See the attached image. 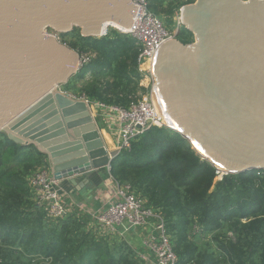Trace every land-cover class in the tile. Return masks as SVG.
Returning a JSON list of instances; mask_svg holds the SVG:
<instances>
[{
	"label": "water",
	"instance_id": "1",
	"mask_svg": "<svg viewBox=\"0 0 264 264\" xmlns=\"http://www.w3.org/2000/svg\"><path fill=\"white\" fill-rule=\"evenodd\" d=\"M135 12L130 0H0V134L33 146L78 192L91 184L77 177L119 152L86 103L62 91L79 55L56 36L99 39L129 29ZM180 15L193 41H166L152 64L167 129L229 175L264 172V0H195Z\"/></svg>",
	"mask_w": 264,
	"mask_h": 264
},
{
	"label": "trees",
	"instance_id": "2",
	"mask_svg": "<svg viewBox=\"0 0 264 264\" xmlns=\"http://www.w3.org/2000/svg\"><path fill=\"white\" fill-rule=\"evenodd\" d=\"M165 1L153 0L149 10L158 15ZM78 33L74 30L60 35V43L74 34L84 48L92 45L93 51L99 49L100 59H90L72 78H91L103 70L115 78L116 71L120 84H114L111 96L101 102L127 106L134 100L131 95L136 93L139 80L136 42L128 37L131 46H124L121 55L111 56L108 51L115 41L112 33L101 39L82 38ZM176 38L182 44L193 41L184 29ZM68 48L86 54L83 47ZM70 81L61 88L63 92L67 93ZM100 85L98 81L88 83L83 87L85 96L94 100L92 96L100 91ZM46 166L45 155L33 146L16 145L0 134V264H45V259L51 264H143L136 257L137 250L127 242H117L112 249L113 244L105 238H95L90 232L88 236L83 229L87 226L84 220H90L87 215L80 221L76 213L51 220L36 205L27 179ZM261 173L229 175L214 184L210 192L213 167L201 162L188 142L166 128L148 130L110 167L113 180L124 185L132 182L129 186L136 195L144 198L148 207L159 210L176 264H264ZM134 185L140 186L138 190Z\"/></svg>",
	"mask_w": 264,
	"mask_h": 264
},
{
	"label": "built area",
	"instance_id": "3",
	"mask_svg": "<svg viewBox=\"0 0 264 264\" xmlns=\"http://www.w3.org/2000/svg\"><path fill=\"white\" fill-rule=\"evenodd\" d=\"M130 1L136 7V12L129 29L117 30L107 27L99 39L106 38L115 31L136 42L138 46L136 57L138 87L144 90L143 96L135 98L125 107L93 101L85 95L79 98L72 97L86 103L97 125L103 126V129H100L101 136L106 135L113 143L111 148L105 144L107 150H117L119 154L129 150L131 144L148 130L152 128L167 129L162 114L154 101L153 58L163 43L176 40L178 32L184 29L180 11L173 18V23L176 26L175 31H169L165 29L161 20L149 10L153 0ZM56 37L58 38V36ZM78 55L79 71L90 62L91 57ZM211 166L214 169V184L229 176L219 167ZM107 170L110 171V168ZM27 181L34 202L38 207L44 209L51 220L63 219L72 213L78 214V217L87 215L92 226L99 232L102 231L106 236H112V239L120 237L121 241L127 243L124 235H127L131 230H137L142 236V247L138 250L136 248L138 260L143 264H176V256L159 210L148 207L145 199L136 195L131 186L119 184L110 176L109 183L112 188L110 198L103 201L101 206L93 208L82 201H73L70 194L60 186L61 182L54 180L46 168L34 171ZM103 237L105 238V236ZM45 264H51V260L45 259Z\"/></svg>",
	"mask_w": 264,
	"mask_h": 264
},
{
	"label": "rangeland",
	"instance_id": "4",
	"mask_svg": "<svg viewBox=\"0 0 264 264\" xmlns=\"http://www.w3.org/2000/svg\"><path fill=\"white\" fill-rule=\"evenodd\" d=\"M192 0H166L165 3H163V5L161 7H159V11L160 13L158 15H156L161 22L163 23V26L165 27L166 30L169 31H175L174 29H176L175 24L173 23V18L176 14H179L180 8H182L183 6H185L187 3H189ZM246 1V0H244ZM188 5V4H187ZM176 7V8H175ZM113 31L112 32V36H114L115 41L111 44V47L109 49V55H111L112 53H116L118 55H121L123 52V47H129L131 46V41H129L127 38V36H119L117 32ZM79 34V33H78ZM58 39L60 41V37L58 36ZM64 39V40H63ZM62 44L73 48L74 50L76 49H80V48H84V44L83 43H78V39L77 36L75 37L74 34L65 38H62ZM82 48V50H83ZM97 48H101L100 46H98ZM84 51L86 52L87 55H89L91 57V59H93V61H98L99 58V49H97V52L93 51L92 45H85ZM85 54V55H86ZM132 55V54H130ZM112 56V55H111ZM130 66H132V63H128ZM92 81H98L99 84H101L99 87L100 91L98 93H95L93 97V101H99L101 102L102 99L104 98H109V96H111L110 91L113 90V85L114 84H120V77L119 75L116 73L115 71V78L111 77V72H106V70H103L101 73L95 75L94 77L90 78V75H87L86 77H84L83 79L81 78H72V80L70 81L69 87L67 88V93H69L68 95H70L71 97H75V98H79L82 95H86L83 91V87L86 86L88 83L92 82ZM106 83L110 84V86H106ZM112 85V86H111ZM143 92L144 90L142 88L137 87L136 89V93L131 95V98L135 99L137 97H142L143 96ZM99 120V119H98ZM99 130L102 128L103 126L101 124H98ZM101 131V130H100ZM103 131V130H102ZM167 136V135H166ZM102 139L104 140L105 144L108 145L110 148L112 147L111 144L112 141L109 140V138L106 135H102ZM189 144V143H188ZM209 164V163H208ZM46 171L50 174L49 172V168L46 166ZM103 175L105 178H109L110 175V171H108L107 169H103ZM261 175V185L259 184V188H260V193L263 191L264 187V172H262ZM127 184L129 185H133L132 182H128ZM135 186V189L139 188L140 186ZM262 188V189H261ZM214 189V182H213V186L211 187L210 192H212ZM138 190V189H137ZM83 195L82 198L86 199V200H91L90 197H88V195H86L83 192H80ZM147 199L149 197H146ZM149 200V199H148ZM146 201V200H145ZM147 202V201H146ZM86 217H82L80 216V219H78V221L84 219ZM86 220H84L87 223L86 228L84 229V232L89 236V234L91 236H94L95 238L100 237V238H104L103 236H105V239L108 241V244H113L110 247L116 246L117 242H121V238L118 237L115 239H112V236H106L102 231H98L97 228L92 226V222L91 220H89L88 218H86ZM90 232V233H89ZM107 237V238H106ZM110 237V238H109ZM115 238V237H114ZM124 238L128 241V243L134 247L135 249H141L142 247V236L139 234V232H137V230H131L128 232V234L124 235ZM207 242V241H206ZM206 247V246H205Z\"/></svg>",
	"mask_w": 264,
	"mask_h": 264
},
{
	"label": "crops",
	"instance_id": "5",
	"mask_svg": "<svg viewBox=\"0 0 264 264\" xmlns=\"http://www.w3.org/2000/svg\"><path fill=\"white\" fill-rule=\"evenodd\" d=\"M103 173V169H101L76 178L77 183L83 182L84 179H87L89 181L91 186L81 192L88 195L91 200L83 199L81 196L83 194L78 192L74 187H72L65 181H62L60 183V186L63 188V190L70 194L73 201H82L83 203H86L93 208L99 207V205L101 206L103 201H105L107 198H110V194L112 191L111 185L109 183V178H105Z\"/></svg>",
	"mask_w": 264,
	"mask_h": 264
},
{
	"label": "bare ground",
	"instance_id": "6",
	"mask_svg": "<svg viewBox=\"0 0 264 264\" xmlns=\"http://www.w3.org/2000/svg\"><path fill=\"white\" fill-rule=\"evenodd\" d=\"M113 27H115V26H113ZM117 30H119V29H117ZM154 101H155V104H156L158 110L160 111V108H159L158 103H157V98H156V96H154Z\"/></svg>",
	"mask_w": 264,
	"mask_h": 264
}]
</instances>
